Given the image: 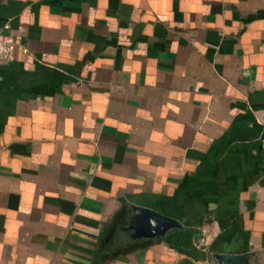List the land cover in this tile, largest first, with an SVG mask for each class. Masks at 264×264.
I'll use <instances>...</instances> for the list:
<instances>
[{
    "label": "crops",
    "instance_id": "crops-1",
    "mask_svg": "<svg viewBox=\"0 0 264 264\" xmlns=\"http://www.w3.org/2000/svg\"><path fill=\"white\" fill-rule=\"evenodd\" d=\"M0 36V264H264V0H0Z\"/></svg>",
    "mask_w": 264,
    "mask_h": 264
},
{
    "label": "water",
    "instance_id": "water-1",
    "mask_svg": "<svg viewBox=\"0 0 264 264\" xmlns=\"http://www.w3.org/2000/svg\"><path fill=\"white\" fill-rule=\"evenodd\" d=\"M264 135V132H263ZM133 212L134 220L140 226L141 231H156L164 234L169 229L175 226H181L179 222L172 220L162 214L155 213L154 211L144 208L132 206L130 207ZM217 264H256V253L253 251L241 254H227V253H214Z\"/></svg>",
    "mask_w": 264,
    "mask_h": 264
},
{
    "label": "built area",
    "instance_id": "built-area-1",
    "mask_svg": "<svg viewBox=\"0 0 264 264\" xmlns=\"http://www.w3.org/2000/svg\"><path fill=\"white\" fill-rule=\"evenodd\" d=\"M16 45L12 38L0 36V62H10L16 59Z\"/></svg>",
    "mask_w": 264,
    "mask_h": 264
}]
</instances>
